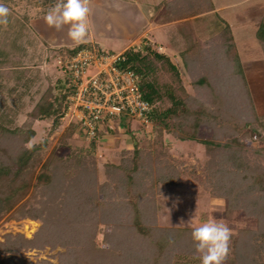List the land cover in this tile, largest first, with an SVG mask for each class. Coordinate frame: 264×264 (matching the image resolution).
<instances>
[{
  "label": "rangeland",
  "instance_id": "374dc122",
  "mask_svg": "<svg viewBox=\"0 0 264 264\" xmlns=\"http://www.w3.org/2000/svg\"><path fill=\"white\" fill-rule=\"evenodd\" d=\"M0 3H5V6L17 13L20 18L34 17L30 22V33L33 34L37 43L35 48L33 47V52L41 54L40 57L46 63L45 75H41L39 82L22 99L23 105L14 122V127L28 130L29 127L26 124L31 123L29 112L47 87L54 90L53 84L59 77L57 68H60L57 60L59 57L68 55L54 42V30L45 22L46 15L40 16L47 7L41 5L42 3L49 5L48 0H0ZM135 5L138 7L140 5V8L146 10V5L144 2L141 4V0H90L92 11L89 17L91 22L89 35L93 36L95 44L94 42L76 44L69 46L68 49L72 52L77 48L121 52L128 42L122 41L117 33L120 28H124L125 24L128 25L130 19L134 20L138 12ZM219 5L227 6L222 16L231 23L240 48V62L244 70L243 81L246 80L254 100L255 110L253 109L248 115L243 111L244 114L240 115L241 121L246 123L243 127L244 132L233 133V130L226 126L219 127L209 118L203 119L196 126V139L182 141L167 131H154L152 124L149 127L129 117V119L124 117L121 121L119 118L115 119L112 127H107L105 123L97 132L98 137L94 138L96 146L91 167L87 166L89 176L86 195H82L80 200L76 201L74 196L71 199L75 192L72 187L75 186H69L68 180L62 176L65 170L63 167L56 168L53 183L50 186L43 185L48 181V175L45 172L43 174L47 179H40L39 182L36 179L52 149H57L60 145L63 147L61 154L66 156L74 146H84L86 141L77 130L68 140L64 138L66 128L77 122L76 119L69 117L68 120L67 117H62L64 112L62 111L58 126H53L51 118L33 121L31 129L34 135L30 139H25L26 135L22 133L16 137L0 139V163L8 167L13 166L15 158L25 148L39 146L42 142H46L47 145L31 155L24 169L26 172L20 177L27 182L28 189L9 210H3L0 214V260L14 264H21L23 260L33 264H60V254L65 253L67 248L51 245L50 242L53 240L48 243L45 234L40 235V228L44 221L56 224L57 235L60 234L59 229L63 235L67 228L68 237L63 240L64 245L67 246H73L79 240L81 230H75L76 226L73 225H77L80 221L91 225L92 230L94 229L96 246L110 249L109 243L117 245L112 235L123 224L112 222L107 225L102 211L97 210L93 214L89 210L92 204L101 200L106 194L111 195L113 201L128 198L127 193L123 191L125 182L115 171L120 170L117 167H121V169L126 168L127 173H131L133 164H137L135 157L140 155L144 157L146 163H140L137 176L139 181L143 180L141 187L145 185V188L150 189L148 193L147 189L144 191L152 203L153 217L150 228H182L189 231L183 235L182 243L177 247L181 254L180 259L177 260L174 256L172 264H202L191 234L195 227L209 219L223 221L232 229L230 254L225 264H264V194L259 193L263 184L261 182L257 184L252 175L254 172L261 173L264 167V124H262L264 118H259L264 115V58L256 37L257 28L264 16V0H159L158 5L154 7L153 15L155 20L174 21L175 25H180L182 22L177 23V19H190V15L199 11L209 13ZM109 14L115 15V20H110ZM131 22L133 25V21ZM164 31L162 30V35ZM210 41L216 46L221 45L223 54L227 53L229 42L224 33L220 32ZM146 48L150 49L148 50L150 54L155 51L167 55L168 52L157 51L152 46H146ZM29 53L32 54V52ZM168 57L178 66L180 79L178 82L165 66H159L156 75L159 87L161 85L170 87L177 96L192 105L201 104L199 99L204 97L201 100H204L206 109L216 112L218 105L213 104L217 100H209L207 91L197 93L178 57H175L178 62ZM35 60L38 61L36 58H26L25 65L31 68L38 66ZM228 64L222 65L230 68ZM226 73L222 72V75L227 77ZM61 74H63L62 71ZM224 80L222 77L218 85L225 82ZM11 85L12 82L9 87ZM218 89L223 94L221 98L227 96L225 100L220 101L223 105L221 108L224 107L222 110L230 111L232 105L231 100H228L230 89L227 83H223L216 91ZM37 90L39 92H36ZM2 97L11 106L16 99L13 94L9 95L7 92H4ZM157 106L159 110H163L170 106V102L165 100ZM176 123L180 126L182 121L177 120ZM179 129L192 132L194 126L190 123L187 127ZM0 135H2L1 130ZM234 139H239L238 145L233 144ZM199 140L224 146L213 145L212 148H208ZM229 146L233 148L230 149ZM259 151L263 153L259 155ZM57 153L59 155L60 151ZM89 160L90 157L84 164H88ZM88 196L90 204L87 201ZM191 218H193L192 223L187 224ZM181 220L185 223H181ZM86 230L87 226H85ZM58 239L60 241V236ZM5 244L7 249L4 247ZM84 246L88 247L89 243H85ZM117 246L119 247V243ZM119 257L127 264L142 261V257L136 254L119 255Z\"/></svg>",
  "mask_w": 264,
  "mask_h": 264
},
{
  "label": "trees",
  "instance_id": "16d2710c",
  "mask_svg": "<svg viewBox=\"0 0 264 264\" xmlns=\"http://www.w3.org/2000/svg\"><path fill=\"white\" fill-rule=\"evenodd\" d=\"M48 1L49 5L42 3L43 5L41 6L47 7L44 8L41 15L47 14L50 8L57 2V0ZM30 2L34 3L33 1H29V3ZM2 4L6 5L5 3ZM203 12L204 11L193 13L190 17L188 16L190 19L178 25L176 30L177 38L175 37L169 42L168 47L171 48L169 44L173 45L179 43L181 45L182 48L179 51L180 62L185 72L191 78V84L194 90L197 93L207 91L209 93V100H217L216 103L214 102L215 104H213L214 106L218 105L216 112H211L209 108L206 109L204 100H201L204 99V97H200L199 99L201 104L192 105L177 96L174 91L166 85L160 86L164 88V91H162V88L159 87V83L157 82L158 79L156 78L159 66H165L167 71H169L178 82L180 79L178 66L163 53L154 51V53L150 54L148 52L150 49L146 48V46L139 50L133 48L127 49L124 51L126 61L120 65L123 68L134 71L144 99L153 105V113L150 118L153 130L167 131L182 141L196 139V126L199 125L203 119L209 118L214 120L219 127L226 126L233 130V133H243V127L244 125L246 126V123L244 124V122L241 121L240 115L242 113L244 114V112L247 115L251 114L254 109V100H252L253 98L250 95L247 82L246 80L245 82L243 81L244 70L229 24L220 15L213 12V10L209 13ZM157 13H159V11ZM155 21L159 23L163 22L160 20ZM28 25L29 19L27 17L20 18L17 13L12 10H10L8 24L0 25L1 140L11 136L16 137L21 133L22 135H26L25 139H30L34 135V131L31 129V123L33 124L35 120L42 121L51 118L53 126H58L59 116H61V112L66 105V97L72 89L69 76L67 72L64 73L66 69L59 66L60 68L58 70H61L63 74H61V77L59 76L53 84L54 90L47 87L29 112L31 123L26 124L29 129L24 130L22 127H14L15 119L23 105L22 99L41 78V71L37 66L31 68L25 65V59L28 58L27 49L24 47L21 40L26 38V33L29 31ZM220 32L224 33L226 40L229 42L226 51L227 55L223 54L221 45L216 46L210 41V39L219 35ZM256 37L264 58V16L257 28ZM77 50L78 48L73 52L70 49H65L64 51L68 56H71ZM224 63H229L228 65L230 68H225V66L222 65ZM222 72H227L226 74H228V76H223ZM222 77H224L225 82H221V85L227 83V87L230 89L228 100H231L230 102L232 105V107H230L231 110L226 112L222 110L224 107L221 108L223 105L220 101L225 100L227 96L226 98H221L223 94L219 92V89L216 91L217 88L221 87L220 84L218 85V82L221 81ZM11 82L12 85L9 87ZM4 92H7L9 95L13 94L14 98H16L15 101L12 102V106L2 97ZM36 92H39V90ZM165 100L170 102V106L163 110H159L157 105ZM124 117L128 118L127 116H122L119 118L120 121ZM259 118L263 119L264 115ZM177 120L182 121L180 126L176 123ZM190 123L194 126L192 132L187 129H179L184 128V126L187 127ZM75 130H77L78 134L82 136V139L86 141L84 142V146H74L73 150L66 156L61 154L63 147L60 145L57 149H52L46 161L41 166L40 170H42L38 176H36V179L38 182L40 179H47L43 174V172H45V174L48 175V181L43 185L50 186L53 183L56 168L59 166L63 167L65 170L63 171V175L62 173H60V175L68 180L69 186H75L72 187L75 192L71 199H73L74 196V200L78 201L82 195H86L87 177L89 176L88 167L92 163L96 139L91 141L86 140L77 122L72 123L71 126L66 128L64 138L68 140L71 135L73 136ZM179 130L183 134L180 133ZM234 140L235 142L233 144L238 145L239 139ZM199 142L206 145L208 148H212L213 145L219 147L224 146L206 140H199ZM46 146V142H42L39 146L33 145L32 147L25 148L24 151L15 158L12 167L0 163V214L3 210H9L11 206L21 198L24 191L28 189L27 182L20 179V177L25 174L26 170L24 169L31 159V155L34 152L40 151V149H44ZM136 146L135 144V147ZM229 148L232 149L233 147L229 146ZM57 151H60L59 155ZM262 153L263 151L258 152L259 155ZM88 157H90L91 160V162L90 160L87 161L89 165L84 164ZM142 157L136 155L135 159L137 164H133L131 173H127L126 168L121 169V167L117 168L122 171H115L122 176L125 182L123 191L127 193L126 195H128V198H121V200L113 201L111 199L112 196L106 194L101 200L92 204L89 210L90 213L93 214L97 210L102 211V216L107 225L112 222L123 224L118 227L116 233L112 235V238L116 239L115 242H117V245L119 243V247L116 244L111 245V243H109L110 249H102L96 246L94 243L96 236L94 229L92 230L91 225L89 226L82 221L78 222L77 225H73L76 226L75 230H81L79 240L75 245L67 246L64 245L65 243L63 241L68 237L67 228L65 234L62 235L59 229L60 234L57 235L55 231L58 227L56 228L55 223L49 224L48 222H43L40 228V235L45 234L48 238V243L53 240L50 242L51 245H60L67 248L65 253L60 254V264H127L120 259L119 255L130 254H132V256L135 254L140 255V257H142V261L136 264H172L174 256L177 260L180 259L181 254L177 247L182 243L181 238L183 235L189 231L182 228H150L153 211L152 203L148 200V196L146 195L150 189L145 188V185L141 187L143 180L139 181V177L137 176L140 163H146V160ZM124 172H126V174ZM231 175L234 176L235 174L231 173ZM252 175L255 181L258 182L257 184H259V182L263 184L262 189H260V192L258 190V192L264 194V167L261 173L254 172ZM31 178L32 177H30V179ZM117 189L119 190L118 187ZM146 189L147 193H144ZM70 192L72 191L70 190ZM104 192L106 191L104 190ZM89 199L90 197L88 196L87 201L90 204ZM85 226H87L86 231ZM59 236L61 238L60 241L58 239ZM85 243H89V246H84ZM6 245L7 244L4 245L5 249H7ZM120 247H122V249ZM148 257H150V259ZM163 260L165 261L160 263ZM0 264L14 263L0 260ZM21 264L33 263H30L28 260H23Z\"/></svg>",
  "mask_w": 264,
  "mask_h": 264
},
{
  "label": "built area",
  "instance_id": "2783aa9c",
  "mask_svg": "<svg viewBox=\"0 0 264 264\" xmlns=\"http://www.w3.org/2000/svg\"><path fill=\"white\" fill-rule=\"evenodd\" d=\"M125 61L124 51L113 53L96 48H80L57 60L66 69L72 87L62 117L75 118L88 141L105 123L112 127L114 120L122 116L151 126L153 105L144 99L134 71L120 66Z\"/></svg>",
  "mask_w": 264,
  "mask_h": 264
},
{
  "label": "clouds",
  "instance_id": "9594fccd",
  "mask_svg": "<svg viewBox=\"0 0 264 264\" xmlns=\"http://www.w3.org/2000/svg\"><path fill=\"white\" fill-rule=\"evenodd\" d=\"M91 11L90 0H57L46 14L45 22L58 32L67 27L68 38L75 44H82L89 37ZM9 15L10 9L0 3V25L8 24ZM193 218L187 224H191ZM181 223L185 222L181 220ZM191 235L202 264H225L233 235L227 224L209 219L195 227Z\"/></svg>",
  "mask_w": 264,
  "mask_h": 264
},
{
  "label": "crops",
  "instance_id": "0c3cea01",
  "mask_svg": "<svg viewBox=\"0 0 264 264\" xmlns=\"http://www.w3.org/2000/svg\"><path fill=\"white\" fill-rule=\"evenodd\" d=\"M158 1L159 0H141V4L144 2L146 5L145 11L142 8H140V5H139V7L137 5H135L136 9H138V12H136L134 20L130 19L128 25L125 24L124 28H120L119 33H117V36L122 41L128 42L127 45L123 48V50L121 52L126 51L127 49H131V48L138 49V48H141L142 46H144L145 44H149L154 48L160 46L162 48L161 49L162 52L168 51L166 54L168 56H170L171 58H173L174 61L177 60V59H175V57H178V59L180 60L179 51H180V48H182L181 45L179 43H176L173 45L169 44V46L171 48L168 47V43L171 42L175 37L177 38L176 30L178 28V25H175L174 21L173 22H167L166 21V22L159 23V22L154 20L155 17L153 15V10H154V7L158 5ZM226 7L227 6L219 5L213 10V12L217 13L218 15H220L223 18L222 12L225 11ZM45 15H40V16H45ZM152 16H153V20H152ZM37 17H39V16H37ZM109 17H110L109 18L110 20H115V15L109 14ZM32 18H34V17H32ZM32 18L29 19V25H28L29 31H27V33H26V38L22 39L21 42L24 44V47L27 49L28 59H31V58L38 59V61L35 60V63L38 65L37 67L40 69L41 75L44 76L45 75L44 72H46L44 70V66L46 65V63L43 62L42 58L40 57L41 54L38 55L35 53V51L33 52V47L35 48V44H37V43L34 40L33 34L30 33V22H31ZM120 20H121V18H120ZM185 20H187V19H178L177 23H181ZM224 20L230 26L232 36H233V39H234V42H235V45H236V48L238 51V55L240 58L241 57L240 56V48L237 44L231 23L228 20H226L225 18H224ZM124 21H125V19H124ZM131 21H133V25H132ZM53 30H54L53 40L56 43V45L61 46V47H58V48H61L60 50L64 51L65 49H68L69 46L76 45L75 43H73L68 38L67 27H65L63 31H59V32L56 31L54 28H53ZM162 30H165L163 32V35H162ZM39 33H41V31H39ZM114 34H116V33H114ZM93 42H94L93 36L89 35V37L86 39V41L82 44H89V43H93ZM93 44H95V42ZM246 48H248L247 45H246ZM29 52H32V54ZM118 53H120V52H118ZM38 56H39V58H38ZM58 56L59 55H57V57ZM56 60H57V58H56ZM240 61H241V59H240ZM175 62H178V60ZM241 64H242V62H241ZM242 66H243V64H242ZM57 70H58V68H57ZM58 73H59V76L61 77V71L60 70H58Z\"/></svg>",
  "mask_w": 264,
  "mask_h": 264
}]
</instances>
